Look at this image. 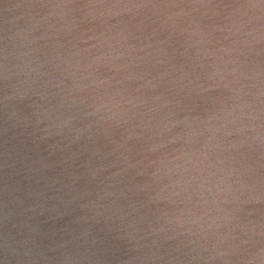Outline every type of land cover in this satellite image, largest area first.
Masks as SVG:
<instances>
[{
	"label": "water",
	"instance_id": "1",
	"mask_svg": "<svg viewBox=\"0 0 264 264\" xmlns=\"http://www.w3.org/2000/svg\"><path fill=\"white\" fill-rule=\"evenodd\" d=\"M0 264H264V0H0Z\"/></svg>",
	"mask_w": 264,
	"mask_h": 264
}]
</instances>
